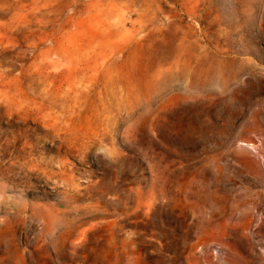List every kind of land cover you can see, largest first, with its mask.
<instances>
[{"label":"rangeland","instance_id":"rangeland-1","mask_svg":"<svg viewBox=\"0 0 264 264\" xmlns=\"http://www.w3.org/2000/svg\"><path fill=\"white\" fill-rule=\"evenodd\" d=\"M0 264H264V0H0Z\"/></svg>","mask_w":264,"mask_h":264}]
</instances>
